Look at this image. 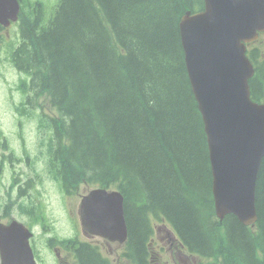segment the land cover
Segmentation results:
<instances>
[{"label": "trees", "instance_id": "obj_1", "mask_svg": "<svg viewBox=\"0 0 264 264\" xmlns=\"http://www.w3.org/2000/svg\"><path fill=\"white\" fill-rule=\"evenodd\" d=\"M21 1L22 44L13 59L59 109L52 119L63 124L50 137L48 155L63 187L119 190L129 247L143 264L154 219L170 224L206 264H264V159L256 226L233 215L221 223L214 211L204 123L180 34L181 18L203 10L204 0H61L49 26L42 3L34 12ZM248 56L256 70L252 99L262 102L264 56L259 49ZM83 246L81 264H111Z\"/></svg>", "mask_w": 264, "mask_h": 264}, {"label": "water", "instance_id": "obj_2", "mask_svg": "<svg viewBox=\"0 0 264 264\" xmlns=\"http://www.w3.org/2000/svg\"><path fill=\"white\" fill-rule=\"evenodd\" d=\"M204 9L180 21L192 91L208 140L217 216L234 215L245 226L258 220L256 185L264 158V104L251 98L255 74L247 44L264 33V0H204ZM18 0H0V23L17 21ZM81 222L94 235L125 242L124 197L95 189L81 205ZM32 232L14 221L0 224L1 264H37Z\"/></svg>", "mask_w": 264, "mask_h": 264}, {"label": "rangeland", "instance_id": "obj_3", "mask_svg": "<svg viewBox=\"0 0 264 264\" xmlns=\"http://www.w3.org/2000/svg\"><path fill=\"white\" fill-rule=\"evenodd\" d=\"M31 2V9L36 12L39 9V2L43 4V9H39L42 15V21L44 24L48 25L51 24V22L54 19L53 11L55 7L59 5L61 0H29ZM41 7V6H40ZM38 13V12H37ZM16 25V24H15ZM28 27L33 30L32 26ZM17 28H19L17 26ZM17 33V29L14 26V28L9 29H0V43H2L5 39H7L8 34L11 35L13 38L16 36V41L11 44L6 43L3 48H0V51L3 50L7 55H11L12 51L18 47L19 45V31ZM252 49H259L264 56V35L259 37L257 42L252 46ZM33 53V49L30 51ZM0 57L3 58V55L1 54ZM1 62V61H0ZM28 79L25 74H19V72L15 69V64L11 61L10 63H1L0 66V132L8 139L9 146H4L3 141V135L0 134V166L1 161L3 160V170L6 169V171L3 173L2 177L0 178V216L8 214L12 218H17L20 222H25V224H30L31 220L28 216L21 213L20 206L22 205L21 202L26 204L28 201H33L35 195L32 196V198H27V196H23L22 198H19V192H18V184H20L22 181L28 182L32 181L35 182V184L39 183L40 178L37 176V174L34 172L36 171L37 166H39V163L37 162L36 166V158L33 157V155H29V152H32V150H35V148L38 147L39 144V138L38 134L34 135L32 128L36 129V123L35 122H29L23 123L22 128L19 126L20 118L16 114L15 109V103L18 102V98L23 100V97L20 96V91L18 90V83L21 78ZM20 85L22 87H28V90H30L33 86L28 83L25 79H22L20 81ZM43 108L47 114L46 115V123L50 126L52 125L51 131L49 136L56 133L58 129L60 128L61 121H53L52 118H56L60 115V112L53 110L52 107H50L49 103H47L45 100L43 101ZM58 114H57V113ZM57 114V115H55ZM51 122H53L51 124ZM21 129V133L25 139V144L27 146L25 147V144L23 143L21 139V133L19 130ZM40 135V142L45 145V147H49L48 145V134L40 130L38 132ZM13 150L16 151L15 156L22 157L23 154H25L24 157H29L30 162L32 163V167L30 168L23 158L16 156V161L11 164L7 159H3V156L6 157L9 156L11 153L14 155ZM31 156V157H30ZM47 157L44 154V160H46ZM18 160V161H17ZM17 170L15 172V176L19 178L18 184L15 186L14 189L11 190V186L13 183L12 175L14 174L13 170ZM32 188H34V185ZM91 188H85L82 187L78 191L79 194L83 195L90 191ZM42 191H44V195L41 197L42 204L47 206L46 207V213L49 217L50 223L48 224V228L51 232V234L43 235L42 229L40 227L36 228L35 238L31 242L33 244L34 248H36L37 253L36 255V261L38 264H55V260H57V255L53 252H51L47 246V240L49 238L59 239L57 236L61 238H67V237H73L75 235V230L73 228L72 222L70 220L69 210L73 211L74 213L77 212V206L79 204V200L81 197H77L76 195L70 196L67 200V205L64 203H60L58 200V195L54 193L53 190L50 188H42ZM30 189H27V192H30ZM9 193L12 196L13 202H17L13 205V209L10 211H7L5 206L8 202V204L11 203L9 199ZM39 202V201H38ZM4 223H7L8 221H2ZM153 226L155 228L161 229L163 227L162 222L159 220H153L152 222ZM81 233V231H79ZM158 236L156 237V243L155 245H161L158 242V239L160 237H165V232L163 230L157 231ZM57 235V236H54ZM78 237V235H76ZM83 238V236H81ZM165 241H167L165 239ZM165 247V252H158L157 254V263H164V264H184L182 262L183 259L177 257L172 258L169 250V245L165 243L163 245ZM156 247V246H155ZM116 251L113 254H110L111 257H117L119 253H121V247L119 244H116ZM108 253V252H106ZM186 253V252H185ZM182 256V255H180ZM184 261L187 264H206L208 261L201 260L199 258H193L190 255L188 257H184ZM1 264V261H0ZM210 264H213L210 262Z\"/></svg>", "mask_w": 264, "mask_h": 264}, {"label": "flooded vegetation", "instance_id": "obj_4", "mask_svg": "<svg viewBox=\"0 0 264 264\" xmlns=\"http://www.w3.org/2000/svg\"><path fill=\"white\" fill-rule=\"evenodd\" d=\"M30 79H31V77L28 76V82L30 81ZM32 94H33V91H32V93H25V94L20 92V96L23 97L24 102H27L26 97H30ZM37 99H38V97H37ZM36 105H38L37 100H36ZM26 107L27 108H33V105L27 104ZM19 126L22 128L21 122L19 123ZM36 129H37V125H36ZM31 130L33 131L34 135L38 134V129H37V131L35 130V128H32ZM19 132L21 133V129L19 130ZM21 139H22L23 143L25 144V139H24L22 133H21ZM3 144L5 147H6V145L9 146V141L7 138H5V141ZM26 146H27V144H25V147ZM13 153L16 154V151L13 150ZM44 154L47 157L46 160H44ZM29 155H33V157L36 158V166H37V162L39 163V166H37L36 171H34L37 174V176L40 178L39 183H37L36 185H51V190H53L54 193L58 195L59 202L64 203L65 205H67V200L70 196L77 194V197H81L80 199L78 198L79 204L77 206V212L74 213L73 211L69 210L70 220H71L73 228L75 230V235H73V237H67V238L71 239L73 242L68 244V245H65V246L62 245V246H55V247H51V244L49 242L46 243L47 248L51 252H54L57 255V260L54 261L55 264H81L80 263L81 261H79L77 251L80 250V248L83 245H87L89 247L96 248L98 250V252L100 254H102L104 256V258H107L110 261V263H112V264H143L142 258H139V255L137 254V251H138L137 248L132 247L129 249V246L127 244L128 242L123 244V245L119 244L121 247V253H119L117 255V257H111L110 254L117 252L116 251V244L117 243H110L109 241H107L105 239H102L100 237H96V236L90 234L88 231H84L82 229V227L80 228V225H79L80 207H81L82 198L85 194L81 195L78 193V191L84 185L79 187L75 192H69L68 190L63 188L61 183L55 178L56 175L54 173V169H52L53 165L51 163L50 156L45 152V145L42 144V142H40V140H39L38 147L35 148V150H32V152H29ZM24 156H25V154L22 155V157H24ZM11 157H13V155L10 153L9 156L7 157V159H9ZM24 160H26V162L28 163L30 168L33 166L32 163L29 161L30 160L29 157H27V158L24 157ZM0 170H2V169H0ZM14 173H15V171H14ZM1 177L2 176H0V178ZM14 179H15V182H17L19 180V178H17L16 176H14ZM33 184H35V182H32V181H28V182L22 181L20 184H18V186H19V188H18L19 197H20V195H23V196L25 195V196H27V198L30 199L35 194L36 196L34 198V202L37 205L42 206L46 217L38 216L35 214L34 220L37 221V223H42V221L47 222L48 221V219H47L48 216L46 214V207L47 206L43 205L41 203V201H39L40 197L42 195H44V193L41 191V189L38 191L37 188H32ZM85 188H88V187H85ZM27 189H30L31 191L27 192ZM158 230L159 231L163 230L165 232V237H160L158 239V242L160 244H162V246L161 245H155V243L157 241L156 237L158 236V234H157ZM79 231H81V233H79ZM154 232H156L155 235L152 238H150L146 243H144L145 249H143V251L145 254V257H144L145 263H149V261H150V264H164V263H157L156 260H157V254L159 251L165 252V247L163 245L165 243H167L169 245L171 257L175 258V259L177 257H179V258L183 259L182 262L184 264H187L184 261V257H188L189 255L183 251L184 246L181 244L177 235H174V233H172V231L166 227H165V229L163 227H161V229H159L157 227V230L154 229ZM76 235H78V237ZM81 236H83V238ZM165 239L167 241H165ZM83 247H85V246H83ZM106 252H108V253H106ZM180 255H182V256H180Z\"/></svg>", "mask_w": 264, "mask_h": 264}]
</instances>
